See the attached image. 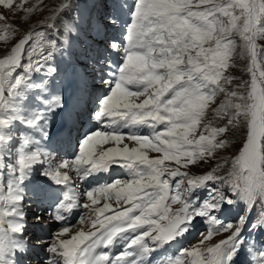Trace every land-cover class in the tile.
<instances>
[{"label":"snow or ice","instance_id":"obj_1","mask_svg":"<svg viewBox=\"0 0 264 264\" xmlns=\"http://www.w3.org/2000/svg\"><path fill=\"white\" fill-rule=\"evenodd\" d=\"M0 7L25 20L47 13L21 33L0 11V41L10 45L0 55V264H36L32 256L39 252L41 264H150L152 253L182 237L197 217L207 225L197 244L160 264H236L241 253L264 264V246L244 235L264 229V47L258 45L264 0H59L52 7L43 0H0ZM238 47L250 79L234 84ZM33 74L43 79L34 82ZM57 76L80 93L90 76L100 79L109 90L95 118H107L109 129L123 121L149 134L96 130L75 157L55 160L42 141L49 135L47 115L64 107L63 94L38 96L45 107L31 119H22L10 98L22 84L47 92L45 81ZM18 120L28 133L11 130ZM230 148V156L201 174L181 170ZM37 165L67 190L54 206L34 209L33 225L60 227L33 240L24 235L32 208L24 181ZM113 165L127 169L128 178L85 190L79 203L72 181ZM199 188L206 189L204 198L190 199ZM241 201L244 213L224 222L220 214ZM77 208L82 214L69 224ZM118 237L127 242L112 255Z\"/></svg>","mask_w":264,"mask_h":264},{"label":"rangeland","instance_id":"obj_2","mask_svg":"<svg viewBox=\"0 0 264 264\" xmlns=\"http://www.w3.org/2000/svg\"><path fill=\"white\" fill-rule=\"evenodd\" d=\"M32 2L33 3H40V0H32ZM57 3H59V0H43V6H45V7H52ZM0 11H2L8 17V21L10 23H12L14 26H16L17 28H19L21 30V33H24L26 31L30 30L32 27L38 25L41 22V20L43 19L44 15H47L46 12L45 13H39L38 12V13L32 15L29 20H25L23 18L24 14L22 12H17L16 14H13L11 12H8L7 10H4L2 7H0ZM236 42L238 45L241 43L239 37H236ZM258 45H260L261 47H264V40H259ZM9 46L10 45L8 43H6L5 41H0V55H3ZM240 50L241 49L238 47L237 55L234 57L235 67L230 70L231 74L233 76L237 77V79L233 81L234 84L240 83L243 80L250 79L249 75L245 71V68L248 64V59L246 57L241 58V56L239 55ZM112 55L115 57V54H112ZM57 62L60 63L59 58H57ZM31 79H32V81L38 83L43 79V76H42V74H33ZM45 82L48 83L49 79L46 80ZM60 85L63 86L64 84L61 83ZM105 86H107V88ZM68 88H69V90L72 89V87H68ZM88 89L89 90L87 92V99H88V102H90V103L87 102L88 113L85 114L87 112L85 110V113L81 112L82 114H77V119H79L80 122L78 120L79 124L75 125L73 128L75 130L74 132L77 131L76 138H73L74 139L73 142H75V144L77 143L76 144L77 149H79V144H80L81 140L84 137H86L88 134H90L88 131V130H90V128L89 129L85 128V125L87 122L88 123L91 122L93 125L96 126L94 128V130L91 132H94L96 130H104V131L110 130V129H107L108 127L105 126V121L107 118H104L100 127H97L98 126V122H97L98 119H96L95 115H94L95 112L97 111L98 107H99L98 102L100 100V99L98 100V99H94V98L97 96L98 92L102 93L103 96L107 95L108 90H109V86L107 84L102 83L100 79L95 78L94 76H90ZM98 89H99V91H98ZM58 92H61L63 94V96H65L67 93L66 90L63 91L61 89ZM48 93H49V91L41 92L40 90L30 88L26 84H22V85L18 86V89L16 90V95L10 98V104L12 105V107L15 111L22 114V119H31L37 113V111L39 109L45 107V105L40 100H38L37 97L42 95L44 97V99L46 100L49 98ZM50 94L52 95V92ZM91 101H93V102L95 101V103L97 105L95 107H93V102H91ZM61 112H62L61 109L58 108L53 112L52 115H50L54 119H56L55 122L53 120L49 121L50 127L56 126V128H58V129L60 128L58 126V122H59V117H60ZM74 112H75V110L72 112L73 115L75 114ZM56 115H57V117H56ZM47 118H49V115H47ZM86 118H87V122L84 125H81L84 123V120ZM58 129H56V130L49 129V134L57 132ZM11 130L17 134H19L21 132L27 133L30 131V129L23 122H21V120H18L17 122H15L14 125L12 126ZM51 130H53V131H51ZM111 130H118L122 133L136 132V133L142 134V135L149 134V129L147 127H144V126L129 127L123 121L117 122L115 127L113 126L111 128ZM69 131H71V129ZM36 133H38L40 135V133L38 131ZM82 134H84V135H82ZM238 139H239L238 135L235 137H229L230 145L237 144ZM61 140H62V145L67 147L68 146L67 145V139L65 137H61ZM18 143H19V140L14 139L12 141L13 147ZM123 143H128L129 146H132L131 142H129L127 140H125ZM120 146L122 147L123 144H121ZM104 147H108V145H105ZM64 150H65V148L61 147L60 145H58L56 147V150H54L55 160L59 161V160L63 159L62 154L64 153L63 152ZM233 150H235V149L230 148V150L228 152H220L216 159H213V160L209 161L208 163H202L199 166L190 165L188 169H181V170L182 171L187 170L192 175L201 174L202 172L208 170L210 167L215 166V164L217 162H219L220 157L230 156L231 152ZM65 152H67V151L65 150ZM67 154H69V152ZM148 154L150 157L156 155V153H152V152H149ZM115 166L121 170L117 171L115 173V175L112 176L107 183H111L116 179L123 180V179L128 178V173H126L124 171L127 169L120 167L118 165H114V168H115ZM42 167H43L42 165H37L35 167L36 168V175H37V177H39L41 179H46L47 176L41 175V168ZM100 178L102 180L101 183H106L104 176H100ZM173 183H175V181H173ZM76 185H78L79 188H80V186H82L80 183L78 184L77 182H76ZM83 193H84V191H83ZM205 194H206V189L199 188V189L194 190L189 198L192 199L196 196H199L200 199L202 200L204 198ZM84 198L86 199L85 196H84ZM56 203L57 202H53V203L48 202V204L46 205V210L48 207L54 206ZM100 203L102 205L103 201L101 200ZM244 208H245V204L242 201L238 202L235 206H233V207L227 209L226 211L222 212L220 214V218L223 219L224 222H227L229 220L234 221V220L238 219V217L244 213ZM27 211H28L27 219L29 221V227L26 230L27 232L24 233V235L30 236L33 240H35L37 238H40V239L46 238L47 236H50L52 232L56 231L58 227H60V224L53 222V223L49 224L47 228H45L46 233H42V229H44V228L41 226L33 225V223H32V216L35 214L34 209H27ZM80 214H82V209L77 208L75 214L70 219H67L68 223L75 225L77 223V219H78ZM254 214H255V211L253 210L252 215L254 216ZM251 218L252 217L250 216L249 219L251 220ZM206 228H207V225L204 223V220L202 218L197 217L193 221V226L191 228H189V230L182 237H180L177 240L172 241L168 244H165L162 248H159L156 252L152 253L151 257L149 258L150 262L152 264H160L161 258L174 256L183 247L191 248L193 245L197 244L198 240L200 239V233L205 232ZM190 232H192V233H190ZM244 235L246 237H249L250 240L255 241L257 247L264 246V229H260V230H257V231L251 232V233H249L246 230ZM219 238H222V237L221 236L215 237V239H219ZM33 242H35V241H33ZM44 255L45 254L43 252H39V255L34 254L32 256V258L36 261V264H41L42 259L44 258ZM236 264H252V260H250L248 258L247 253H241V255L238 256L236 259Z\"/></svg>","mask_w":264,"mask_h":264},{"label":"bare ground","instance_id":"obj_3","mask_svg":"<svg viewBox=\"0 0 264 264\" xmlns=\"http://www.w3.org/2000/svg\"><path fill=\"white\" fill-rule=\"evenodd\" d=\"M112 59L116 63L120 60L118 54H115V57L112 55ZM46 84L48 85V91H49L48 97L51 96V94H50L51 92H52V95H55L60 89L63 91L66 90L67 93L64 96V107L61 109L62 112H61L60 117H59L58 126L60 128L58 129V128H56V126L50 127L49 129H53V130L58 129V130H57V132H54V133L51 132L52 134H49L48 138L46 140L42 141V144L45 148H47L52 153H54L56 146L59 144L58 140L61 137H65L67 139L68 146H67V148L65 146V150L67 152H65V150H64L62 157L71 159V158L75 157L78 153V149L76 148L77 143L75 144V142H73L74 141L73 138H76V136H77V131L74 132L75 130L73 128L75 125L79 124L78 119H77V114L81 113L85 110L86 111L88 110L87 92L89 89H87V91L84 93L77 92L76 90H74V88L69 90L67 85H63V86L60 85L61 81H60L58 76L49 79V82ZM105 87L107 88V86H105ZM74 110H75V112H74L75 114L73 115L72 112ZM52 114H53V112L49 113L48 114L49 118H47V119H48V121L53 120L55 122L56 119H54L52 116H50ZM56 117H57V115H56ZM103 119L97 120V122H98L97 127H100ZM95 127L96 126L93 125L91 122H89V123L87 122L85 125V128H88V129L90 128V130H88L89 133H91V131H93ZM114 127H115V125H114ZM70 129H71V131H69ZM107 129H109V128H107ZM53 130H51V131H53ZM36 132H33V135L36 136L37 138H39L40 135ZM82 135H84V134H82ZM60 144L62 145V141L60 142ZM68 152H69V154H67ZM54 158H55V156H54ZM115 169H116V167L114 168V165H113L107 171L101 170L99 172L91 173L87 177H85L84 179H80L79 177H76L72 181V184L76 185V182H77L78 184L80 183L82 185L79 188V191L81 193V195L79 197V203L82 204L85 202L83 191L101 184L102 180H101L100 176H104L106 183H107L110 180V178L115 175V173H116ZM124 171L126 173H128V170H124ZM24 188H25V191L28 193V196L25 199V204L27 203L28 199H31L32 200V208L31 209H35L37 206H39L41 208H44L45 210H46V205L48 204V202H50V203L59 202V200L63 196V193L67 190V186L57 185V184L53 183L48 177H46V179H41V178L37 177L36 168H34L32 170L30 177L24 181ZM76 210L77 209L73 210V212L67 217V219H70L75 214ZM25 232H27V231H25ZM42 233H46L45 228L42 229ZM190 233H192V232H190ZM125 235H127V234H125ZM126 242L127 241L123 237H118L117 240L113 243V245L110 246V251H111L112 255H115L118 251H122L124 244ZM105 251H109V249H107V250L105 249ZM150 264H152V263L150 262Z\"/></svg>","mask_w":264,"mask_h":264}]
</instances>
